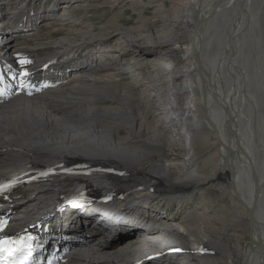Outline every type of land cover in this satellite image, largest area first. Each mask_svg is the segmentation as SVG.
<instances>
[{"label":"bare ground","instance_id":"1","mask_svg":"<svg viewBox=\"0 0 264 264\" xmlns=\"http://www.w3.org/2000/svg\"><path fill=\"white\" fill-rule=\"evenodd\" d=\"M63 1L50 41L3 35L19 14L0 7V78L15 84L0 98V182L34 176L0 196V211L36 218L75 189L119 203L109 218L54 211L41 235L65 236L51 243L56 264H136L150 255L131 237L139 213L175 224L187 255L174 264H264V0ZM144 196L161 207L131 210ZM174 201L197 214L178 223Z\"/></svg>","mask_w":264,"mask_h":264},{"label":"rangeland","instance_id":"2","mask_svg":"<svg viewBox=\"0 0 264 264\" xmlns=\"http://www.w3.org/2000/svg\"><path fill=\"white\" fill-rule=\"evenodd\" d=\"M83 1H85V0H83ZM88 1V0H87ZM89 1H96V0H89ZM88 1V2H89ZM98 1H100V2H103V0H98ZM88 2H84V3H82V4H87ZM104 7V8H103ZM106 10H108V8H107V5H103V6H96L95 7V9H94V12L95 11H100L101 13H102V15H104V13H105V11ZM128 12V13H127ZM97 15V14H96ZM124 15H125V17H126V21L128 22V25H132V24H136L137 23V19H134V17L136 18L137 17V15L136 14H134L131 10L129 11H127L126 10V12L124 13ZM97 16H99V15H97ZM134 16V17H133ZM88 20H90L91 21V23L92 24H94V26H98V24H99V20L98 19H96V18H94V16L93 17H88ZM93 21V22H92ZM125 21V22H126ZM88 23H89V21H87ZM125 22H122V23H125ZM99 27V26H98ZM46 33V31H44L43 33H40V34H38V36L39 37H42V38H45V41H50V40H55V39H58V38H61V35L60 36H58V35H56V32H55V28H52L51 30H49V31H47V33ZM37 36V35H36ZM36 36H33V39H30L29 41L30 42H32V41H34L35 40V37ZM32 38V37H31ZM30 47H33V45H31ZM104 176H106V175H103V174H100V173H97V175L96 176H94L93 177V179H99V178H104ZM119 185H127L128 187H129V185L128 184H126V183H123V182H121V183H119ZM133 191H135V189L133 190ZM148 193L150 194H152V196L153 195H158V194H156V193H152V192H150V191H148ZM214 196V197H213ZM220 196V195H219ZM218 196V193L216 192L215 194H212V195H209L208 196V207H206L207 209L206 210H210L211 212L214 210V208L213 207H217V206H219L220 204L219 203H221L220 201L222 200L221 199V196L219 197ZM211 197V198H210ZM218 197V198H217ZM226 197V196H225ZM225 197H224V202L226 203V199H225ZM144 199H146V200H148L149 202L150 201H152V198L150 199V198H147V196H144L143 197ZM215 198V199H214ZM217 198V199H216ZM192 199H193V197H192ZM192 199L190 200V202H192ZM214 199V200H213ZM194 200H196V202L198 201H200V199H197V198H194ZM213 200V201H212ZM218 200V201H217ZM118 201V200H117ZM215 201V202H214ZM190 202H187V203H185V204H183V206H182V208L180 207V205L179 206H177L176 207V205H178L177 204V202L175 203V201L173 202V204H172V208L170 209V211H174L175 213V215H177L175 218H176V221L178 222V223H182L183 224V222L186 220H190V218L191 217H193V216H195L196 214H197V212H198V210L197 209H195V210H191V211H189V210H186L185 209V207H186V205H188V206H190L188 203H190ZM213 203V204H212ZM216 204V205H215ZM219 204V205H218ZM210 208V209H209ZM141 211H143L142 209H140ZM231 210V209H230ZM146 212H148L147 210H145ZM177 211H179L178 212V214L176 213ZM232 211V210H231ZM186 214H188V215H186ZM187 218H186V217ZM225 216H226V218L230 221V214H229V212H226L225 213ZM182 218H183V220H182ZM178 219V220H177ZM118 239V238H117ZM116 239V240H117ZM114 243H116L115 241H114Z\"/></svg>","mask_w":264,"mask_h":264},{"label":"snow or ice","instance_id":"3","mask_svg":"<svg viewBox=\"0 0 264 264\" xmlns=\"http://www.w3.org/2000/svg\"><path fill=\"white\" fill-rule=\"evenodd\" d=\"M25 75H27L26 72ZM7 187L10 185H0V192L5 191ZM4 227V222L0 221V230ZM35 240L36 238L31 235L0 239V264H31L36 247ZM5 254L11 258L7 262L4 261Z\"/></svg>","mask_w":264,"mask_h":264},{"label":"built area","instance_id":"4","mask_svg":"<svg viewBox=\"0 0 264 264\" xmlns=\"http://www.w3.org/2000/svg\"><path fill=\"white\" fill-rule=\"evenodd\" d=\"M40 0H17V8L20 9L25 6L26 3H29L32 5L33 8H40ZM42 3L45 4L46 11L49 12L50 8L49 6H53L52 4H49L48 2L46 3V0H42ZM39 11H42V9H39Z\"/></svg>","mask_w":264,"mask_h":264}]
</instances>
